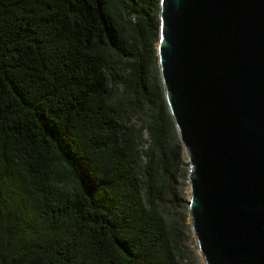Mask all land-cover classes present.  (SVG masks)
I'll return each instance as SVG.
<instances>
[{"label": "trees", "instance_id": "1", "mask_svg": "<svg viewBox=\"0 0 264 264\" xmlns=\"http://www.w3.org/2000/svg\"><path fill=\"white\" fill-rule=\"evenodd\" d=\"M161 0H0V264H190Z\"/></svg>", "mask_w": 264, "mask_h": 264}, {"label": "water", "instance_id": "2", "mask_svg": "<svg viewBox=\"0 0 264 264\" xmlns=\"http://www.w3.org/2000/svg\"><path fill=\"white\" fill-rule=\"evenodd\" d=\"M157 54L206 264H264V0H161Z\"/></svg>", "mask_w": 264, "mask_h": 264}, {"label": "rangeland", "instance_id": "3", "mask_svg": "<svg viewBox=\"0 0 264 264\" xmlns=\"http://www.w3.org/2000/svg\"><path fill=\"white\" fill-rule=\"evenodd\" d=\"M184 154L186 157V162L188 164L187 169L189 171L190 161L188 160V155H187V152L185 150V147H184ZM187 192H188V199H189L190 198V192H191L189 186H188ZM190 219H191V217H190ZM190 223H191V227H192V221ZM189 249H191V251H192L191 252L192 255H191V258L189 260L190 264H206L204 257H203V254L200 252V249H199L196 237H195V233L193 232V229H192L191 237H190V241H189Z\"/></svg>", "mask_w": 264, "mask_h": 264}]
</instances>
